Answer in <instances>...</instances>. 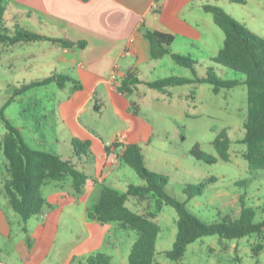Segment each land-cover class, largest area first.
I'll use <instances>...</instances> for the list:
<instances>
[{"label":"crops","instance_id":"obj_1","mask_svg":"<svg viewBox=\"0 0 264 264\" xmlns=\"http://www.w3.org/2000/svg\"><path fill=\"white\" fill-rule=\"evenodd\" d=\"M212 2L213 0H3L5 12L11 15L14 26L48 37L85 42L83 48L64 47L58 42L45 39L12 45L11 65L14 71L19 72L23 83L53 72L67 74L78 82L79 87L74 81H68L63 88L55 83L48 84V87L57 89L53 90L54 93L64 95L56 103L51 120H46V115L41 114L44 121L37 124L24 123L17 128L32 148L70 159L87 175V179L79 193L74 191L71 180H65L63 184L44 185L42 194L46 204L40 214L27 220L25 230L22 229L19 216L8 203L2 191V180L0 181V236L12 243L11 261L18 264H76L89 254L112 247L114 254L119 253V246L111 238L117 232L115 225H119L90 220L87 218V210L97 202L102 184L116 190L124 187L122 192L130 184L121 175L124 163L121 154L128 143L140 145L143 139L149 137V129L131 131L140 106L143 102H148L145 90L150 89L147 94H153L152 98L156 102L165 101L169 104L175 96L172 89L176 87H168L163 91L155 89L158 94H154L152 88L145 85L144 82L155 80L157 72H164V67L168 66L169 70L174 67L169 63L163 67V59L172 60L169 54L160 59H151L150 43L143 31L147 28L172 34L174 40L170 48L173 53L203 56V48L210 45L208 30L212 29L213 19L202 9V5ZM170 72L175 74V69ZM127 73H132L140 80L135 88L131 87V94H135V99L128 98L126 95L129 93L118 90ZM173 76L192 78L186 72ZM26 78H30L29 81ZM198 84L202 82L184 85L196 88ZM37 91L38 88H35L27 97H37ZM180 94L192 102L195 100L194 90H181ZM23 95L19 94L13 101H21ZM131 102L136 105V114L133 113ZM183 113L186 114L184 111ZM104 115L106 118H122L126 124L129 123L130 133L125 130L116 133L125 134L124 143H115L114 139L109 143L97 142L96 139L101 137V127H96V119H101ZM72 138L91 141L97 152V159L92 162V159L86 161L76 156L71 144ZM61 150L71 155L64 157L60 154ZM137 184H142V181ZM176 220L177 214L175 225ZM14 224L18 228L12 238ZM83 230L86 235H81L80 239L72 240L69 246L66 245L74 233ZM60 231L61 246L55 248ZM174 236L172 239L168 238L169 242L164 240V252L171 247ZM243 238L245 237L224 242L220 238L221 247L237 255ZM133 241L134 239L130 242V248ZM3 250L0 245V254ZM128 253L129 251L126 252V258ZM108 256L112 258L113 254ZM0 264L10 263L0 257Z\"/></svg>","mask_w":264,"mask_h":264},{"label":"rangeland","instance_id":"obj_2","mask_svg":"<svg viewBox=\"0 0 264 264\" xmlns=\"http://www.w3.org/2000/svg\"><path fill=\"white\" fill-rule=\"evenodd\" d=\"M212 4L220 6L236 21L264 38V0H245L243 4L229 0H213ZM207 15L212 18L210 13H207ZM4 18V26L7 28L8 33H12L15 26L12 23L11 15L7 11ZM208 33L210 35V45L203 48L205 53L203 56L199 54H182L188 55L196 61L193 69L180 66L170 59H163V67L169 63L174 67L175 74L186 72L192 78L194 76L203 77L208 69H212L220 79H238L242 81L245 77L244 74L216 64L212 60L223 46L224 39L223 32L213 20L212 29L208 30ZM12 47V45L0 44V107L5 104L14 88L23 84L19 72L14 71L11 65L13 60ZM164 69L167 72H157L154 75L155 80L175 75L172 74L174 72H170L174 69L169 70L168 66ZM166 74L169 76H166ZM28 75L26 74V77H29ZM26 79L29 81L30 78ZM47 85L35 87L38 88L37 97H27V94H30L35 88L21 93V95L24 94L21 101H12L5 106V118L16 127L24 123L33 122L37 124L44 121L41 114L46 115V120H51L56 103L60 98H64V95L63 93L62 95H59L58 92L54 93L53 90L57 89ZM185 89L187 91L194 90L195 100L193 102L191 99L181 96V90ZM149 90H145V99L148 102L146 104L143 102L140 106L137 114L138 118L134 119L132 130L129 128V123L126 124L122 118L115 119L112 116L106 118L104 115L101 119H96V127H101L99 129L101 137L96 139L97 142L107 141L109 143L111 139H115L117 132L124 130L130 133V130L134 132L135 130L141 131L142 128L145 131L149 129L147 133L149 137L146 140L143 139L142 144L139 145L144 155L145 166L151 171L165 175L168 180L165 191L184 201L186 207L195 213L199 219L213 221L225 214L238 215L240 196L244 197L246 205L255 209V221L264 219V168L249 169L242 155L245 150V144L241 142L244 136L243 122L247 111L245 84L240 83L228 89L221 88L217 93L213 91V87L209 83L198 84L196 88L190 85L176 86L172 89L175 96L169 104L165 101L156 102L152 98L153 94H151L152 96L147 94ZM151 91L154 94L158 92L155 89H151ZM126 96L135 99V94L129 93ZM135 106L131 105V108ZM5 131L4 123L0 118V138ZM222 131L230 139L228 161L219 158L214 146L215 138ZM89 142L91 143V141ZM196 144L204 153L213 155L218 160L207 163L196 159L191 154V150ZM90 148L92 162H94L97 159V152L94 151L95 148L92 143ZM60 154L64 157L71 155L64 150H61ZM5 164L6 158L0 150V181L5 175ZM122 168L121 175L125 182L129 181L130 184L140 183L141 179L130 166L122 163ZM210 177H215V180L207 182ZM66 180H70L69 177ZM241 180H245L246 184H239L238 182ZM200 182L204 184L201 195L187 199L183 192L184 187L186 185L197 186ZM117 189L122 192L125 188ZM126 205L140 213H152L154 215L153 219L160 227L156 244L157 253L153 264H264V230L260 234L245 236L241 241L242 244L239 245L237 255L221 247L218 235L201 237L187 246L180 261L173 263L165 256L163 242H165L164 240L169 242L168 238L171 237L172 239L174 233L176 235V225L174 223L176 211L174 208L164 204L159 210L156 209V200L150 194L139 202L134 197H130ZM115 226L117 232L111 238L119 246L120 251L114 254L115 250L112 247L102 252L107 255L113 254L112 258L109 257L110 264H127L126 252L129 251L130 242L135 239L136 232L128 228ZM17 228V224H14L12 238L17 232ZM81 235H86V231L74 233L72 239L67 241L66 245L69 246L72 240L77 241L81 238ZM6 239L0 236V245L4 248L0 257L13 264L14 261H11L13 255L11 253L12 243ZM173 239H175V236ZM225 240L227 241V239H222V242ZM60 242L61 231L54 247H60ZM256 243L262 246L257 255L254 254L252 249ZM121 253L123 259H121Z\"/></svg>","mask_w":264,"mask_h":264},{"label":"trees","instance_id":"obj_3","mask_svg":"<svg viewBox=\"0 0 264 264\" xmlns=\"http://www.w3.org/2000/svg\"><path fill=\"white\" fill-rule=\"evenodd\" d=\"M229 1L243 4L245 0ZM202 9L212 15L214 23L224 34L223 46L212 58L213 62L244 74V79L242 81L220 79L212 69H208L203 77L169 76L144 83L149 88L163 91L172 86L202 82L211 84L215 93L221 88L228 89L240 83L245 84L247 111L243 122L244 136L241 142L245 144V150L242 155L249 169H262L264 168V38L236 21L216 4L205 3ZM4 14L5 5L3 0H0V44L13 45L17 42L45 39L58 42L64 47L83 48L85 45V42L81 40L73 42L64 38L48 37L23 29L18 25L14 27L12 33H8L4 26ZM143 35L150 43L151 59H160L169 54L175 63L193 69L196 64L195 60L188 55L171 51L170 46L174 40L172 34L146 28ZM68 81H74L79 87L78 82L69 75L56 72L23 83L14 88L5 104L0 107V118L6 129L0 138V150L6 158L2 191L13 211L19 216L23 230H25L24 225L27 220L40 214L46 204V199L42 194L44 185L63 184L69 177L74 191L79 193L86 182L87 175L70 159H64L53 152L32 148L24 140L19 129L5 118L4 109L15 96L27 90L51 83L63 88ZM137 83H140V80L132 73H127L118 90L122 93H131L133 91L131 87L135 88ZM131 105L135 106V103L131 102ZM133 113L136 114V108ZM71 144L76 156L86 161L92 159L88 140L72 138ZM229 144L230 139L223 131L214 140L218 156L224 161L229 160ZM191 154L196 159L207 163L218 160L217 157L200 150L197 144L191 150ZM121 159L134 170L142 184H128L126 191L122 193L109 185L102 184L97 202L87 210V218L101 223L114 222L136 232L127 256V264H153L156 255V240L160 232V227L153 219L152 213H140L126 205L130 197H134L139 202L150 194L156 200V209L159 210L162 205L166 204L176 211V236L171 247L164 252L173 263L180 261L187 246L201 237L218 235L220 238L230 240L260 234L264 230V219L254 220L255 209L245 204L243 196H240L238 215L225 214L217 220L203 221L186 207L184 201L165 191V185L168 182L166 176L151 171L145 166L144 155L139 145L128 143L121 154ZM214 180L215 177H210L207 182ZM238 183L244 185L246 181L241 180ZM203 186L202 182L197 186L186 185L183 192L187 199L193 198L201 195ZM261 248V244L256 243L252 248L254 254L257 255ZM76 264H110V262L107 254L96 252L78 260Z\"/></svg>","mask_w":264,"mask_h":264},{"label":"built area","instance_id":"obj_4","mask_svg":"<svg viewBox=\"0 0 264 264\" xmlns=\"http://www.w3.org/2000/svg\"><path fill=\"white\" fill-rule=\"evenodd\" d=\"M125 138H126L125 134H123V133H119V134H117V136L115 137L114 142H115V143H124V142H125Z\"/></svg>","mask_w":264,"mask_h":264}]
</instances>
